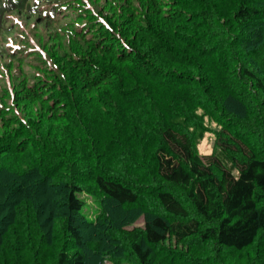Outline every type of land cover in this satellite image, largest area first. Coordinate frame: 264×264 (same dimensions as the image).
<instances>
[{
	"label": "trees",
	"instance_id": "obj_1",
	"mask_svg": "<svg viewBox=\"0 0 264 264\" xmlns=\"http://www.w3.org/2000/svg\"><path fill=\"white\" fill-rule=\"evenodd\" d=\"M32 1L0 0V14L7 6L25 16L43 7L57 31L71 29L65 38L39 34L54 42L45 56L66 57L68 68L57 87L15 84L24 101L51 93L39 99L40 116L13 126L0 116V264H98L106 248L114 257L127 248L140 264H151L152 249L165 250L162 263L177 264L169 238L236 251L254 243L264 233V0H104L136 30L142 51L121 42L110 20L122 17L91 16L101 12L92 0H84L83 14L63 17L74 8L68 0ZM69 16L75 21H59ZM4 22L0 33L9 32ZM151 81L184 90L191 103L172 96L170 110L145 89ZM195 108L221 126L215 147L234 171L216 153L195 152ZM82 193L101 207L139 204L144 212L109 205L90 220ZM140 213L144 226L126 227Z\"/></svg>",
	"mask_w": 264,
	"mask_h": 264
},
{
	"label": "rangeland",
	"instance_id": "obj_2",
	"mask_svg": "<svg viewBox=\"0 0 264 264\" xmlns=\"http://www.w3.org/2000/svg\"><path fill=\"white\" fill-rule=\"evenodd\" d=\"M92 1L97 3L101 9L100 13L94 14L92 12L91 14V16H95L97 20L104 19V16L110 18L112 15H122L121 10L113 14L111 8L106 4V2H104V0ZM32 2L33 1L30 0L29 3L31 4ZM69 2L72 6H74V8H72V10L69 12L63 13L61 17L66 16V14L70 15L73 12L77 14L80 8L84 11L85 7H87L84 0H68V3ZM134 5L136 6V4ZM42 8L43 7L39 8V12L37 14L33 15L32 13V15L27 14V16H25L24 13L19 9H11L10 6H7V10L3 14H0V18H4L5 21L3 24L5 28L4 30L9 31L8 33H0V116L7 118L10 126H13L12 124H14V122H16L17 120L27 121V118L29 117L27 116L28 114L40 116V112H42L43 109L39 99H43L47 102L51 98V93L45 91L44 93H38V97L32 96L31 98L26 99L27 101H24L19 98L18 95H20V93L18 92V90H16L14 93L15 84L20 86L22 90L24 88H27V86L28 88H31V86L34 85L35 87H37V90L35 89L36 92H38L40 88L39 86H37L36 82H50L53 86L57 87V83L63 84L61 71L65 70L64 72H66V69L68 68L66 67V57H60L57 55L56 58L55 56H45L46 53H51L49 49L54 45V42L49 40L47 41V38L49 37L45 38V41L41 40V36L39 34L42 29L44 31L46 30L45 32L47 33L51 30H56V27L60 24H58L59 22L57 21L55 23L52 22L51 24H49L48 20H46V22L44 19L47 16H45ZM85 15L90 18L87 13H85ZM61 17L59 20L60 22L67 21L68 23H71L75 21V18H72L70 16L68 17V19H61ZM121 19L122 21L120 22L116 21L115 17H112L110 20L112 25L117 29L118 33L121 36L123 35L124 39L121 42H123L124 45L125 43H128L135 49L142 51L141 48H138L137 41L133 40V33L131 31L132 27H130V24L126 25L127 22H125V20L127 19H123V17ZM86 22L87 19H85L83 22L78 21L76 27H83L87 24ZM124 22L125 25L123 24ZM47 23L49 26H51V28H49L48 30L46 28ZM122 24L125 27H123ZM133 31L136 32V30ZM56 32L59 33V35H61L63 38L68 37V34H72L71 29H62L61 31L56 30ZM75 39L77 40L78 37H75ZM46 42L47 45L44 46ZM40 71H43V73ZM163 87L164 86L159 81H151L149 82V84H147V86H145V89H147L151 96H153V98L157 99L159 102L167 101L170 110L172 105L170 100L171 98H173L172 96L175 97L173 101H178L179 105H183V102L188 104L191 103V98L185 97L184 90H182L183 92H181L180 90L173 91L170 89H163ZM10 89H12L11 92L8 91ZM4 90L7 91L4 92V94L1 93ZM189 90L191 91V89ZM40 96H43V98ZM200 99L201 97L195 98L191 107H193L196 102H199ZM254 106L255 103L251 102L248 107L253 109ZM195 111L198 118L196 120H191V122H193V125L191 126L192 128L190 130V133L193 132L191 136L192 142L195 146V152L200 156L209 155V153H216L217 156L221 158L224 163H226L229 168H231V170L234 171L233 164L232 162H230L228 154L221 152L217 149V147H215V132L220 130L221 126L215 121L213 116H210L211 114L207 113L206 115L199 108H195ZM2 117H0V127L2 121H4ZM171 120L174 123L177 122L178 124H185L184 118L178 119V117L176 116L171 118ZM249 131L250 130L245 131L244 133H254ZM17 157L19 158L18 155L11 156V158ZM170 191H172V193L175 196L179 197L181 200H186L179 191ZM82 196L85 198L86 203L83 208V213L90 220H93L95 218V215L99 214L102 211L101 208L108 210L107 208L109 205L118 208L121 213H123L122 211L125 210L131 212V209H140L139 204L117 207V205L112 202L111 204H109L110 202L104 203L101 207L100 203L98 205V203L95 202L91 194L82 193L81 197ZM141 211L144 212L143 210ZM129 220L130 223L126 227H142L144 226V213H140L138 216L132 215ZM83 231L87 233L84 227ZM169 239L170 240L166 244H170V246L172 247L170 248V250L176 251L174 254L171 253V255L172 258L176 257V259L178 260L177 264H184L183 260L179 261V259L183 257L182 255L190 256L193 259L192 264H208V262H213L214 264H264V233H259L255 242L241 251H236L230 248H220L214 244L209 243H200V241H198L197 239H188L186 240L187 242H185V244L176 243L175 239L173 238ZM110 241L113 240L110 239ZM114 242L112 244H114ZM88 246L91 249H97V246L93 241H89ZM160 249L163 250L162 248ZM109 250L111 249L106 248V251L104 253H101V257L103 258L98 264H140L137 261L136 257L133 256V254H131L127 248H121L120 254H117L116 257H114V254H107ZM92 252L94 253V251ZM165 253H167L165 250L163 254V252H160L158 249H152L151 256L153 257L151 264H163L162 259L167 256Z\"/></svg>",
	"mask_w": 264,
	"mask_h": 264
}]
</instances>
